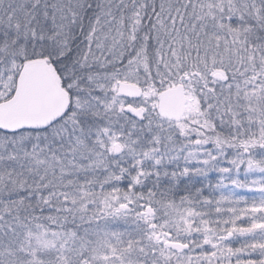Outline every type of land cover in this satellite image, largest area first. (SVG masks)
<instances>
[{"label": "snow or ice", "instance_id": "obj_1", "mask_svg": "<svg viewBox=\"0 0 264 264\" xmlns=\"http://www.w3.org/2000/svg\"><path fill=\"white\" fill-rule=\"evenodd\" d=\"M0 264H264V0H0Z\"/></svg>", "mask_w": 264, "mask_h": 264}]
</instances>
